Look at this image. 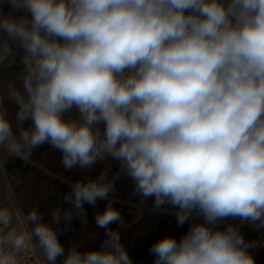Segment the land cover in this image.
<instances>
[{"label":"clouds","instance_id":"clouds-1","mask_svg":"<svg viewBox=\"0 0 264 264\" xmlns=\"http://www.w3.org/2000/svg\"><path fill=\"white\" fill-rule=\"evenodd\" d=\"M7 3L21 15L0 14V65L19 48L23 67L6 92L15 130L0 94V154L27 159L48 143L67 169L110 156L155 208H176L178 226L202 217L153 243V264H256L239 227L218 225L264 227V0ZM114 179L76 181L53 220L107 199ZM120 219L110 202L96 215L100 248L65 256L37 208L0 204V264H133L109 227Z\"/></svg>","mask_w":264,"mask_h":264},{"label":"crops","instance_id":"crops-1","mask_svg":"<svg viewBox=\"0 0 264 264\" xmlns=\"http://www.w3.org/2000/svg\"><path fill=\"white\" fill-rule=\"evenodd\" d=\"M2 4L4 9H0V14L12 16L21 15L20 12L15 11L10 7V5L7 3V0H2ZM11 10L14 12V14L10 13ZM18 52L21 53V50L19 49ZM17 77L18 75L15 77L11 76V72L7 68L0 69V94L4 95L3 105L7 109L8 118L13 122L14 130L18 106L12 99L7 97L6 92L7 85L10 82H17L19 86ZM30 125V120L26 121L24 124L25 127H29ZM57 152L60 151L53 148L50 144L45 143L37 148H34L31 155L27 159H22L15 156L11 157L10 159L8 158L2 170L5 177V189L8 183H10V185L12 186L13 191L18 189L20 180L24 176H26L29 171H31L32 175L29 178V188L31 189V193H29V196L32 198L33 193L31 188L32 186H30V180L35 175V172L39 171L40 165H44L47 168L57 170V166H53L51 163V159L56 156L55 154ZM115 163L118 167L117 173L113 177L115 178V186L114 191L109 192V196H114L117 188L129 178V176L122 172L120 162L116 160ZM58 172L67 177L69 180H72L73 183H75L76 181L87 182L88 180L87 172L86 170L84 171V168L79 169L76 174H74V172L73 174H68L65 168L59 169ZM40 178L41 177H38L39 181ZM109 178L113 179L111 177ZM104 200L107 201V204L104 203ZM104 200H97L95 205H90L89 208L83 206L82 213L80 215H74L71 220L65 221L63 215L61 216L59 224H57L53 220V217L52 219L48 220L49 224H51L57 230L60 242L62 244L66 243L70 248L76 246L80 251L99 249L103 241L106 239V229L101 228L97 225L96 215L97 213L103 212L109 205L110 201L108 200V198ZM120 204H118L117 202V206L114 207L119 210V212ZM63 210L65 209H62V211ZM25 211L29 212V210L24 207L23 212ZM120 215L121 219L110 224L109 227L119 232L120 242L128 251L130 257L133 260V264H153L155 256L149 251L153 243L166 235L174 236L177 239H180L185 234V230L182 226L173 227L169 224L168 220L170 219V217L168 215L159 217L155 222L147 226L144 232H140L138 226L116 229L115 224L124 223L126 220L125 216H123L122 214ZM255 226L257 227L259 226V224L256 223ZM244 238L250 245L252 235L249 234ZM248 251L254 257L256 264H264V254L258 253L252 250L250 247Z\"/></svg>","mask_w":264,"mask_h":264},{"label":"built area","instance_id":"built-area-1","mask_svg":"<svg viewBox=\"0 0 264 264\" xmlns=\"http://www.w3.org/2000/svg\"><path fill=\"white\" fill-rule=\"evenodd\" d=\"M18 52L19 48H15ZM11 58V57H10ZM9 58V60H10ZM11 63H6L5 65H0V69H9L11 72V76L15 77L19 75L22 71V64L20 63V58L17 57L14 60H10ZM35 157V156H33ZM6 162V161H5ZM5 162L0 167V204H7L10 201H15L16 205L23 209V203H27L30 206L34 205L31 202V197L29 196V178L31 177V171L28 172L26 176H24L20 180L19 188L14 190L9 197L5 195V180L3 168ZM117 165L116 163L109 165L106 170L109 177L113 178L117 173ZM33 178L31 179V181ZM5 184V185H4ZM115 196L123 202L120 204V214L125 216L126 223L122 225L121 223L115 224L116 229L130 228L133 226H138L140 232H144L145 228L155 222L159 217L168 215L170 217L169 224L173 227H181L177 225L176 222V208L170 204H166L159 209L154 207V198H144L135 190L134 181L131 177H129L122 185H120L115 191ZM35 207V206H33ZM36 208V207H35ZM195 222H202V217L194 216L190 218L189 221H186L182 227L185 230V233L188 231L190 224ZM227 224H234L239 227L240 232L244 237L249 234L252 235V240L250 243V248L258 253L264 254V227L255 226L251 222L241 221L239 218H229L226 219L218 225L220 228L225 227Z\"/></svg>","mask_w":264,"mask_h":264},{"label":"rangeland","instance_id":"rangeland-1","mask_svg":"<svg viewBox=\"0 0 264 264\" xmlns=\"http://www.w3.org/2000/svg\"><path fill=\"white\" fill-rule=\"evenodd\" d=\"M0 9H4L2 0H0ZM10 13L14 14L12 10ZM14 51L17 54L14 57H11L10 60H14L17 57L20 58L21 53L17 52L15 48H14ZM70 115L75 116L76 115L75 110H73V112ZM55 155L56 156L53 157V159H51V163L53 166H57V170L47 168L44 165H40L39 171L35 172V175L33 176V180L32 181L30 180L31 182L30 186H32L31 188H32V193H33L32 198H30L31 202L32 204L38 202L34 204L33 206L38 208L39 212L42 215L43 221L47 223H49L48 220L52 219L53 209L59 208L62 210V209L72 208V205L69 202H66L64 200V196L66 193L71 191V186L74 183L72 182V180H69L67 177H65L60 172H58L59 169H63L65 168V166L62 163V153L57 152ZM8 158L10 159L11 157H7L4 154H0V160H2L3 163ZM115 161L116 160H114L113 158L109 156L103 160H98L90 168H84V171L86 170L87 172L88 180L97 178L102 172L106 171V168L109 165L114 164ZM2 164H0V167L2 166ZM79 169L81 168L78 165L73 167L72 169L65 168L68 174H73V172L74 174H76L79 171ZM38 177H41L40 181L38 180ZM108 178H109V175H108ZM12 192H13V188L10 185V183H8V185L6 186L5 196L9 197ZM29 193H31L30 188H29ZM108 200L111 202L112 207L117 206V202L118 204L120 203L123 204L121 200H119L118 198L116 199L115 193H114V196H108ZM104 203L107 204V201L104 200ZM33 206L32 205L30 206L27 203H23V209L25 207L29 211L31 210L30 208H33ZM83 206H86V208H89L90 204L84 203ZM23 213L27 214L28 212L25 211ZM125 223H126V220L124 223H121V224L125 225ZM123 227L124 226H122L120 229H123ZM63 246L65 249L64 255L66 256L68 254L70 247L66 243L63 244ZM63 259H64L63 256L58 258L57 264H63Z\"/></svg>","mask_w":264,"mask_h":264},{"label":"bare ground","instance_id":"bare-ground-1","mask_svg":"<svg viewBox=\"0 0 264 264\" xmlns=\"http://www.w3.org/2000/svg\"><path fill=\"white\" fill-rule=\"evenodd\" d=\"M60 258V257H59Z\"/></svg>","mask_w":264,"mask_h":264}]
</instances>
